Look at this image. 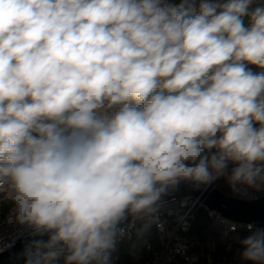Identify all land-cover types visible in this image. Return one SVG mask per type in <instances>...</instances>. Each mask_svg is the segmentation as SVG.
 <instances>
[{
    "label": "clouds",
    "instance_id": "1",
    "mask_svg": "<svg viewBox=\"0 0 264 264\" xmlns=\"http://www.w3.org/2000/svg\"><path fill=\"white\" fill-rule=\"evenodd\" d=\"M253 2L0 0V191L20 223L51 233L26 264L64 251L65 264H108L128 214L228 162L233 185L264 183ZM242 244L264 264V230Z\"/></svg>",
    "mask_w": 264,
    "mask_h": 264
},
{
    "label": "built area",
    "instance_id": "2",
    "mask_svg": "<svg viewBox=\"0 0 264 264\" xmlns=\"http://www.w3.org/2000/svg\"><path fill=\"white\" fill-rule=\"evenodd\" d=\"M165 2L178 5L180 0H165ZM201 2L202 0H194V7L197 11ZM205 2L213 3V0H205ZM255 7H264V0H254L251 9ZM116 110L118 108L113 109V111ZM234 167H236L234 163L228 162L225 174L214 178L209 183L234 197L254 199L264 196V183L258 186L230 183L229 176ZM13 208L14 205L6 198L5 192L0 191V253L12 247L16 243V239L25 238L35 232L30 225L22 224L17 220ZM202 209L207 213L212 228L226 242L227 250L232 249L233 243L238 240L237 233L243 232L248 237L257 229L264 230V226L254 227L253 223L228 220L219 212L209 210L198 198H182L158 204L155 206L154 212L133 216L132 219L125 222L119 228L122 231L117 233L108 264H120L122 245L134 238L140 223L155 230L158 243L157 248L150 240L145 243L146 250L152 255L151 260L146 264H250L242 255L244 251L237 253L232 258L223 256L216 261L214 257L217 250L216 242L201 240L199 234L193 229L197 214ZM249 225L252 226L251 229ZM60 255L65 258L67 252H60ZM54 260L49 264H54Z\"/></svg>",
    "mask_w": 264,
    "mask_h": 264
},
{
    "label": "water",
    "instance_id": "3",
    "mask_svg": "<svg viewBox=\"0 0 264 264\" xmlns=\"http://www.w3.org/2000/svg\"><path fill=\"white\" fill-rule=\"evenodd\" d=\"M188 197L198 198L209 210L219 212L228 220L253 223L254 227L264 226V196L254 199L230 196L209 182L201 183L182 179L176 185L170 186L155 206ZM132 217L128 214L118 227L121 228ZM50 235L51 233L38 235L34 232L25 238L16 239L12 247L0 253V264H26L27 253L33 242L37 240L47 242Z\"/></svg>",
    "mask_w": 264,
    "mask_h": 264
},
{
    "label": "trees",
    "instance_id": "4",
    "mask_svg": "<svg viewBox=\"0 0 264 264\" xmlns=\"http://www.w3.org/2000/svg\"><path fill=\"white\" fill-rule=\"evenodd\" d=\"M221 2V0H213V3ZM245 26H250L248 17L244 18ZM246 67L251 70L254 74L264 73V68L258 67L253 64H246ZM254 127H259V124H254ZM215 152V149L212 150ZM149 226H146L144 223H140L139 228L134 234V238L131 241H127L122 245V252L120 257V264H146L147 261H150L152 255L146 250V244H142V240L149 234ZM193 229L199 234L201 240H213L217 244V250L214 254L216 261L221 259L223 256H228L232 258L237 253L243 252L245 246L242 244V241L247 237L243 232L237 233L238 240L233 243L232 249H226V242L221 238L220 234L212 228L210 219L205 212V210H200L197 214V217L193 223ZM140 230H143L141 236H138ZM155 234V233H154ZM151 243L157 248V237L156 234L151 237ZM60 253L56 256L54 264H65V258L60 257ZM250 264H254L253 261L248 260Z\"/></svg>",
    "mask_w": 264,
    "mask_h": 264
},
{
    "label": "rangeland",
    "instance_id": "5",
    "mask_svg": "<svg viewBox=\"0 0 264 264\" xmlns=\"http://www.w3.org/2000/svg\"><path fill=\"white\" fill-rule=\"evenodd\" d=\"M142 233L143 230H140L138 236H141ZM154 233L156 234L155 230L153 228H149V234L142 240V244L144 245L148 240H150L151 237L155 235Z\"/></svg>",
    "mask_w": 264,
    "mask_h": 264
}]
</instances>
